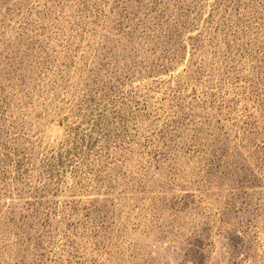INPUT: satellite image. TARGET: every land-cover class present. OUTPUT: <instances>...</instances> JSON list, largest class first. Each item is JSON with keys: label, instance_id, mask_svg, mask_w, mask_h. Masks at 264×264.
<instances>
[{"label": "rangeland", "instance_id": "rangeland-1", "mask_svg": "<svg viewBox=\"0 0 264 264\" xmlns=\"http://www.w3.org/2000/svg\"><path fill=\"white\" fill-rule=\"evenodd\" d=\"M0 264H264V0H0Z\"/></svg>", "mask_w": 264, "mask_h": 264}]
</instances>
